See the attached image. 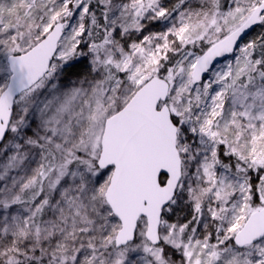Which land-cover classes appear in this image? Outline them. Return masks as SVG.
<instances>
[{"label":"snow or ice","instance_id":"1","mask_svg":"<svg viewBox=\"0 0 264 264\" xmlns=\"http://www.w3.org/2000/svg\"><path fill=\"white\" fill-rule=\"evenodd\" d=\"M0 264H264V0H0Z\"/></svg>","mask_w":264,"mask_h":264}]
</instances>
